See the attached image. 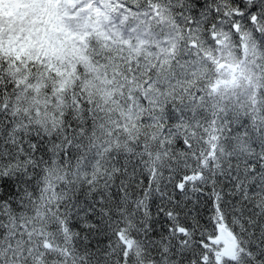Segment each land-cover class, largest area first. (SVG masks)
<instances>
[{
    "label": "snow or ice",
    "instance_id": "obj_1",
    "mask_svg": "<svg viewBox=\"0 0 264 264\" xmlns=\"http://www.w3.org/2000/svg\"><path fill=\"white\" fill-rule=\"evenodd\" d=\"M0 264H264V0H0Z\"/></svg>",
    "mask_w": 264,
    "mask_h": 264
}]
</instances>
